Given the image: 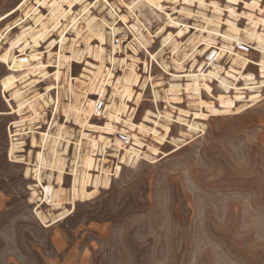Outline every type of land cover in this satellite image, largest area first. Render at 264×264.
<instances>
[{"label": "bare ground", "instance_id": "6f19581e", "mask_svg": "<svg viewBox=\"0 0 264 264\" xmlns=\"http://www.w3.org/2000/svg\"><path fill=\"white\" fill-rule=\"evenodd\" d=\"M93 1L92 5L90 0H23L15 12L0 15V64L9 74L0 81L9 111H0V116L18 118L11 123L15 134L10 135L8 159L27 166L25 178H35V187L41 189L42 200L48 203L49 209H61L59 214L48 218L49 211L44 214L36 197H31L29 204L37 205L34 213L44 226L58 224L69 216L70 211L63 207L66 200L75 208L76 200L89 199L99 188H109L111 177L119 176L122 165H135L141 159L154 162L165 154L161 148L166 147L167 140L180 148L179 142H185L182 138L205 132L206 123L202 122L209 120L206 113H240L258 103L264 93V0H247L249 3L227 0L230 5L224 8L216 2L207 4L205 0H164L170 13L198 23L192 25L196 31L185 42L184 35L189 34L192 27L172 18V14L161 7V0ZM240 3L244 6L241 12L236 10ZM194 6L197 7L195 12ZM15 15L18 20L7 23ZM162 18L165 24H158L151 33L153 21L159 23ZM123 27L128 29L130 37L127 38ZM171 27L178 29L175 35ZM55 36L59 39L56 53L52 51ZM115 38L118 39L116 46ZM123 43L133 55L116 58L115 52ZM242 43L250 46L257 60L236 50L235 45ZM154 44L157 46L151 52ZM43 46H46L47 58L55 62L56 70L50 81L52 90L41 92L37 88L46 77L39 71ZM200 46L203 48L199 50ZM140 51L164 74L170 73L163 55L166 51L171 54L175 74H171L167 88L153 76L147 61L142 63L136 57ZM206 56L207 62L199 63L198 59ZM225 56L230 62L228 66L223 63ZM186 61L190 67L184 71L182 64ZM138 63L143 64L144 76L137 72ZM78 64L85 65L75 76L73 69ZM118 68H121L120 74H117ZM29 72L34 78L28 77ZM17 74L25 75L19 79ZM183 78L185 85L180 83ZM213 81L222 91L218 96L212 90ZM148 87L155 110L145 108L137 120L136 113L142 107ZM183 93L187 96L189 110L178 107ZM204 93L215 98L221 110H217L211 100L204 101ZM94 97L104 99L103 126L94 123L91 115ZM160 102L166 104L163 110L158 107ZM46 108L61 113L64 124L52 118L47 122V130H41L39 126L46 124ZM173 111H177L176 118L172 116ZM190 117H193L191 121L185 119ZM174 122L185 127L183 131L179 128V138L171 136ZM68 123L78 128L76 139L69 133ZM111 133L117 135L115 140L106 136ZM122 134L131 141L130 145L125 146L120 141ZM24 137L30 139V150L25 157L20 155L26 152ZM145 138H150L154 144L145 143ZM71 146L73 160L66 172ZM107 148L115 151L118 161L113 173L105 166L107 160L103 158ZM66 173L71 177L68 190L64 188ZM89 188L93 189L91 193Z\"/></svg>", "mask_w": 264, "mask_h": 264}, {"label": "rangeland", "instance_id": "374dc122", "mask_svg": "<svg viewBox=\"0 0 264 264\" xmlns=\"http://www.w3.org/2000/svg\"><path fill=\"white\" fill-rule=\"evenodd\" d=\"M161 1V7L172 14L167 9L169 5ZM205 1L207 4L216 2L221 8L230 5L227 0ZM22 2L0 0V15L15 12ZM90 3L93 5L94 1L90 0ZM243 7L240 3L236 10L241 12ZM192 10L197 11V7H192ZM177 16L172 14V18L187 26L198 24L194 19L183 20ZM17 20L15 15L7 23ZM161 23L165 24L163 18L159 23L153 21L150 32H155L156 26ZM123 29L127 38L130 37L128 29ZM169 29L174 35L178 32L175 27ZM195 31L193 27L189 28L190 33L184 35V42ZM54 39L57 43L52 51L56 53L59 39L56 36ZM154 45L151 52L158 43ZM45 48L40 49L43 55L39 71L46 74L37 88L41 92L52 90L50 81L56 70L55 62L47 58ZM202 48L200 46L199 50ZM187 53L191 54L189 51ZM126 54L133 55L123 43L115 56L121 59ZM208 56L199 58V63L207 62ZM249 56L257 60V55L252 51ZM136 57L142 63L147 61L153 76L163 81L165 87L171 80V74H175L171 54L167 51L163 59L170 74H164L156 63H151L143 51ZM222 59L224 64L230 63L226 56ZM87 60L92 62L91 59ZM142 63H138L137 68L141 75L144 71ZM84 65L74 67L75 76ZM182 66L186 71L190 64L186 61ZM117 71L120 74L121 68ZM27 74L29 78H34L33 73ZM8 75L7 68L0 64V81ZM24 75L17 74L19 79ZM215 82L212 90L218 96L222 91ZM180 83L185 85V78ZM150 91L148 87L142 107L136 113L137 120L145 108L155 110ZM185 95H181L182 101L178 107L189 110ZM204 101L214 103V107L221 110L217 100L205 93ZM236 104L240 105L241 102ZM158 107L163 110L166 104L160 102ZM0 111H9L2 97L1 86ZM206 114L209 120L202 122L206 123L205 132L192 134V139L187 136L182 138L185 142H179L180 148L167 140L166 147L161 148L165 154L159 155L154 162L141 159L135 165H122L119 176L111 177L109 188H99L86 201L76 200L75 208H71L66 200L63 207L70 211L69 216L63 222L47 226L37 220L34 213L37 205L29 204V199L36 197L38 207L43 208L44 214L47 215L49 211L48 218L59 214L61 209L60 212L52 211L48 203L43 202L41 189L35 187V178H25L26 165L9 161L10 135L15 134L11 123L18 118L0 116V264H264V93L258 103L240 113ZM61 115L46 108V124H41L39 128L47 130V122L52 118L64 124L65 118ZM172 116L176 118L177 111H173ZM185 119L191 121L193 117ZM94 123L103 126L105 118H94ZM66 125L72 138L76 139L78 128L72 123ZM171 127L174 138H179L178 132L185 129L176 122ZM94 134L98 135V132ZM106 136L111 141L117 138L115 133ZM24 139L26 152L20 155L25 157L30 150V139ZM144 141L154 144L150 138ZM130 144L131 141L128 142ZM114 154L113 149L107 148L103 156L107 160L105 166L111 172L118 163ZM72 160L73 146L68 152L66 172H69ZM70 182L71 177L66 173V190ZM43 185H47L46 180ZM88 190L89 193L93 191L92 188Z\"/></svg>", "mask_w": 264, "mask_h": 264}, {"label": "built area", "instance_id": "2783aa9c", "mask_svg": "<svg viewBox=\"0 0 264 264\" xmlns=\"http://www.w3.org/2000/svg\"><path fill=\"white\" fill-rule=\"evenodd\" d=\"M114 43H115V46L118 45L117 41H114ZM235 48L237 51H239L243 54H246V55L249 54V52L251 51L250 46L243 44V43L242 44H236ZM211 55H212V53H211ZM103 109H104V99L97 98L95 100V105L92 107V110H91L92 117L95 119H100L102 117ZM119 138L121 139V142H123L125 145H128L129 141H128L126 135H123V134L119 135ZM43 202H44V200H43Z\"/></svg>", "mask_w": 264, "mask_h": 264}]
</instances>
